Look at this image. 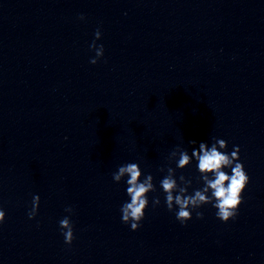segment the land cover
I'll return each mask as SVG.
<instances>
[{"label":"water","instance_id":"water-1","mask_svg":"<svg viewBox=\"0 0 264 264\" xmlns=\"http://www.w3.org/2000/svg\"><path fill=\"white\" fill-rule=\"evenodd\" d=\"M212 137L239 147L242 203L181 225L158 169ZM129 162L156 187L136 231L112 179ZM0 210V264H264V0H0Z\"/></svg>","mask_w":264,"mask_h":264},{"label":"clouds","instance_id":"clouds-1","mask_svg":"<svg viewBox=\"0 0 264 264\" xmlns=\"http://www.w3.org/2000/svg\"><path fill=\"white\" fill-rule=\"evenodd\" d=\"M79 19L83 20L81 15ZM99 29L94 33V41L89 46L95 50V57L91 58L89 63L96 64L97 60L103 56V45L96 46L95 40L100 39ZM212 143L209 146L207 142H201L198 148H193L191 155L187 149L177 147L169 153L167 158L168 165L158 169L160 172H166V175L160 180V188L164 194V204L169 212L175 209V219L184 225L192 219V212H196V218L202 219L203 213L198 211L204 205H211L216 209V218L222 223L234 220L238 214L239 205L242 203V193L249 183V176L244 170V166L239 161V147L234 146L231 153L223 150L227 148V142L217 137L211 138ZM195 141H189V144H195ZM178 157V159H177ZM197 161L198 171L197 182L202 187L194 189L192 194H188V189L192 185V178H186L183 174L177 177V170H182L189 166L192 161ZM175 162V168L170 165ZM225 169H230L229 172ZM143 175V179H141ZM127 177L126 195L129 200L121 205V222L130 225L132 231H136L140 222L144 219L145 210L149 206V193H155L156 187L153 184L151 174H142L138 163L129 162L118 166V169L112 173V179L119 183ZM160 204L159 196H153L152 206ZM39 206V196H33L31 210L28 212V218L33 219ZM68 213L72 212L71 207L65 208ZM5 213L0 210V223H3ZM59 227L64 236V243L71 245L73 235V224L68 216H65L59 222Z\"/></svg>","mask_w":264,"mask_h":264}]
</instances>
